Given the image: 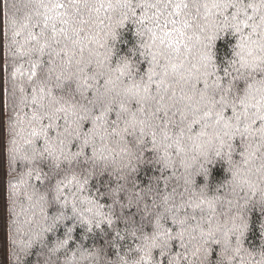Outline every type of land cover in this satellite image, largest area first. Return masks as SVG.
I'll use <instances>...</instances> for the list:
<instances>
[{
	"label": "snow or ice",
	"instance_id": "1",
	"mask_svg": "<svg viewBox=\"0 0 264 264\" xmlns=\"http://www.w3.org/2000/svg\"><path fill=\"white\" fill-rule=\"evenodd\" d=\"M4 208L0 264H264V0H0Z\"/></svg>",
	"mask_w": 264,
	"mask_h": 264
},
{
	"label": "trees",
	"instance_id": "2",
	"mask_svg": "<svg viewBox=\"0 0 264 264\" xmlns=\"http://www.w3.org/2000/svg\"><path fill=\"white\" fill-rule=\"evenodd\" d=\"M5 201H6V196H5ZM7 221V210L6 208L3 209V214H2V219H0V226H3L6 224Z\"/></svg>",
	"mask_w": 264,
	"mask_h": 264
}]
</instances>
